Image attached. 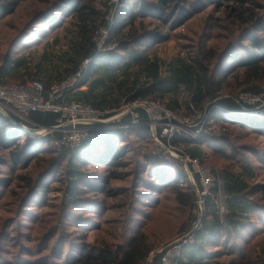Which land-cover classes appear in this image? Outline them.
<instances>
[{
    "label": "trees",
    "instance_id": "obj_1",
    "mask_svg": "<svg viewBox=\"0 0 264 264\" xmlns=\"http://www.w3.org/2000/svg\"><path fill=\"white\" fill-rule=\"evenodd\" d=\"M24 1L0 0V83L40 81L47 91L92 58L62 102L80 101L105 116L146 98L176 112L205 110L197 141L173 138L204 164L211 160L204 146L217 161L235 160L220 167L225 219L208 200L196 234L215 230L205 264H264V182H257L264 172V112L250 114L236 101L238 90L264 92V0H39L43 6L27 20L5 21ZM201 15V32L180 35L169 56L158 54L175 29ZM101 27L116 45L97 52ZM213 29L226 34L221 48ZM57 118L52 111L29 114L45 127ZM130 121L127 113L76 146L54 149L60 132L29 136L0 113V264H161L153 254L165 237L147 226L150 210L170 196L186 216L195 193L177 165L153 155L147 127L119 126ZM209 122L249 140L236 145L228 128L215 134ZM134 141L137 147L129 145ZM129 176L130 185H112ZM17 179L24 183L20 197L10 188ZM56 181L61 197L48 202Z\"/></svg>",
    "mask_w": 264,
    "mask_h": 264
},
{
    "label": "built area",
    "instance_id": "obj_2",
    "mask_svg": "<svg viewBox=\"0 0 264 264\" xmlns=\"http://www.w3.org/2000/svg\"><path fill=\"white\" fill-rule=\"evenodd\" d=\"M107 37L108 30L99 28L95 36L97 52L111 50L116 45L114 42H108ZM91 61L92 58L84 59L76 72L53 83L47 91L43 89L40 81L0 83V113L29 136L54 130L60 132V136L52 142L54 149L76 146L88 139L95 129L108 127L127 113L131 115L130 123L119 126L147 127L157 147L152 152L153 155L158 160L181 163L185 170L183 179L188 180L187 184L192 185L195 193L186 227L153 254L160 255L161 264H177L182 249L195 242L196 234L202 228L208 200L214 204L221 221L226 216L222 170L204 164L197 157L190 156L181 144L173 142L174 137L197 141L205 128L208 114L205 110L200 111L195 108L188 112H176L159 101L148 98L123 103L110 116H105L106 111L98 110L80 101L62 102L64 93L77 85ZM236 101L245 112L250 114L264 112V92L242 91L237 95ZM137 109H142L146 113V120L138 119ZM33 111L57 113L56 125L45 127L32 122L29 114Z\"/></svg>",
    "mask_w": 264,
    "mask_h": 264
},
{
    "label": "rangeland",
    "instance_id": "obj_3",
    "mask_svg": "<svg viewBox=\"0 0 264 264\" xmlns=\"http://www.w3.org/2000/svg\"><path fill=\"white\" fill-rule=\"evenodd\" d=\"M43 6V3L39 2V0H25L21 5H19V7H17V9L15 10V12L12 15H8L5 17V21H14L18 24H20L21 22L27 20L30 15L33 14L34 11H39L40 8ZM203 18L202 15L201 16H196L195 18H193L191 21H189L188 23H186L183 26H180L179 28L175 29L172 33L173 37L165 44L163 45L162 48L158 49V53L163 56H169L174 49H176L177 44L180 43L181 38L180 35H184V34H188V35H194L197 34L199 32H201L203 30ZM208 31V30H207ZM211 32L213 34L219 35V37L215 40H213L215 44H217L218 48L223 47L226 43H227V39L225 38L226 34L225 32L220 29L218 30H211ZM1 35V34H0ZM4 37V36H3ZM3 37H0V39H2L3 41L0 42V47L2 49V47L5 44V39ZM183 41V40H182ZM40 48V46H39ZM148 50H151L150 48ZM240 92H242V90H238L236 93V97L237 95L240 94ZM208 121V118H206V122ZM220 123H210L209 125L210 127L214 130L213 132H215V134H219L220 130L223 131L225 130V128H228L226 125H219ZM225 126V127H224ZM224 127V128H223ZM227 130L229 133V136L232 138L233 143L234 144H239L243 141H248L249 139L246 140H239L238 138H236V136L233 134L232 131L235 130H231V128L229 127ZM150 137V135H149ZM151 143H150V149L151 152H153L157 147L154 144L153 140L151 139V137L149 138ZM130 146L133 147H137V142H130L129 144ZM204 149L210 154V158L211 160L209 161V166H212L211 164H216L217 166H212V167H222V165H226L229 163H234L235 164V160L233 159H224V160H218L216 159L215 155L208 150V148H206V146H204ZM227 152H229V149L227 150ZM132 154H130V152H128L125 155V159H128L129 156H131ZM209 156V155H208ZM158 160V159H157ZM158 161H162V160H158ZM167 162V161H166ZM171 163H174L175 165L178 166V169L185 174V170L183 168V166L181 165V163L177 162V161H171ZM133 168V165H130L127 167V169H131ZM29 168H27L26 170H24V172H28ZM125 171V170H122ZM184 176V175H183ZM132 180V176H129L128 178H121L119 180H114L112 182V185L115 186H128L130 185V182ZM183 184H187L188 180H182ZM264 182V172L259 174L258 178H257V182ZM22 185H24V183L21 180H14L11 185L10 188L13 191H16V193H20V195H18V197H20L21 195H24L25 190L22 189ZM62 183H60L59 181L53 182L50 185V190L47 193V201L51 202L52 200H59L62 194ZM11 190H9V192L11 193ZM170 192H167L166 195H169ZM165 195V194H164ZM165 196L161 197V202L159 205L155 206L151 211V218L147 223V226L149 228L154 229L156 232H159V236L161 237H165L164 241L161 243L160 247H163L166 243H168L169 241H171L172 239H174L178 233H180V231L182 229H184L186 227V225L188 224L189 218H190V209L188 214L185 215H181L179 214L177 211H175L173 209V202L169 196V199L164 198ZM44 211L48 210V207L43 208Z\"/></svg>",
    "mask_w": 264,
    "mask_h": 264
},
{
    "label": "crops",
    "instance_id": "obj_4",
    "mask_svg": "<svg viewBox=\"0 0 264 264\" xmlns=\"http://www.w3.org/2000/svg\"><path fill=\"white\" fill-rule=\"evenodd\" d=\"M159 54V53H158ZM87 83L80 87V89H86ZM215 230L209 227L203 228L196 239V242L185 246L180 256L178 257L177 264H205L210 260L207 252L211 251L212 247H207L209 241L214 239ZM223 259V256L220 257Z\"/></svg>",
    "mask_w": 264,
    "mask_h": 264
}]
</instances>
